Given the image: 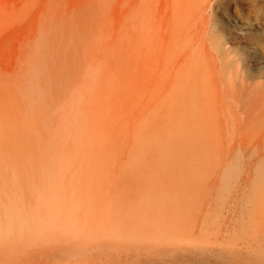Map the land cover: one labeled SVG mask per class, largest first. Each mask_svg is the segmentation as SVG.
Wrapping results in <instances>:
<instances>
[{"label": "rangeland", "instance_id": "374dc122", "mask_svg": "<svg viewBox=\"0 0 264 264\" xmlns=\"http://www.w3.org/2000/svg\"><path fill=\"white\" fill-rule=\"evenodd\" d=\"M162 1L0 0V145L3 146H0L3 150L0 154H5L8 162L14 154L17 161L31 158V165L44 172L46 179L43 189L42 182L35 180V184H29L25 180L32 188L31 197L43 201L41 207H33L30 193L23 194L17 206L4 186L9 184L15 193L18 187L8 177L1 176L3 168L13 173L15 170L9 167L5 155V159L0 158V203L9 212H18L17 215L23 218L25 234L31 232L26 235V241L28 236L30 241L0 252V264H262L258 212L250 205L248 169L251 159L257 162L259 155L250 156L248 152L246 121L242 117V105L247 97L244 87L240 88L238 99H230L220 85L202 96L204 102L199 112L209 116L190 126V145L196 155L191 164L190 150L182 160L179 153L182 146L177 148L182 141L180 131H185V126L182 128L180 124L162 120L144 123L135 115L136 25L139 20L145 21L149 17L156 24L164 23ZM228 11L246 28H234L236 22L229 23L232 20L227 18ZM201 24L204 25L207 48L216 54L221 73H225L235 57L243 65L244 82L264 80V67L246 63L242 42L236 40L248 36L264 41V0H218L208 9ZM202 46L196 39L194 48L198 58L205 53ZM226 56L230 57L227 65L223 62ZM97 91L101 102L107 100L110 106L104 130L103 121L99 123L101 120H97L94 114V106L98 104ZM81 107L90 113L87 115L91 122L93 114L97 118L92 123L80 118ZM96 122L101 124V129L94 136L88 128H100ZM92 125L96 127L92 128ZM102 130L105 135H97ZM22 134H26L25 137ZM64 134L67 142L75 147L83 140L91 143L94 138L91 145L97 143L95 147H104L103 152L98 147L101 154L94 151V155L86 152L89 156L76 154V148L72 146L75 151L66 155ZM87 134L91 135V142H88L89 137L82 139ZM12 142L18 145L27 143L29 154L32 151L35 155H27L24 149L21 153L18 146L11 145ZM36 145L46 148L43 151ZM169 149H174L173 154L168 155L172 160L170 171L167 165L165 168L159 164L161 160L163 163L164 151ZM24 154L27 158L23 157ZM62 158L68 159L67 165ZM178 159L182 160L181 165L176 164ZM141 163L147 165L151 173L158 164L161 165L159 172L163 171L162 168L164 171L162 174L153 171L151 175ZM178 166H182L181 170ZM258 169L256 164V184L260 175ZM154 172H157L155 176L166 174L162 178H167L168 183L161 177L159 183V176L153 178ZM61 182L62 186L59 185ZM164 182L169 184L168 188ZM156 184L163 186L160 189ZM68 200L76 209L80 208V212L73 207L78 211L75 213ZM62 208L67 209V213ZM70 210L76 214L73 213L76 220L73 217L66 219L72 213ZM80 213L82 220L78 216ZM1 215L2 212V220ZM54 216L56 221L49 224L48 219ZM42 217L45 220L40 219ZM58 220L70 226H60ZM74 220L83 225L75 228L79 225L76 226ZM47 225L56 236L52 235L53 231L50 233V229L47 231ZM55 229L59 230V235ZM34 239H40L39 246L35 245ZM67 241L75 242L74 250L67 248L63 254V249H57L56 253L59 251L57 254L61 253L63 258L68 251L66 257L70 253L72 257L62 259L56 254L54 257L52 247ZM102 241L105 247L111 242L108 249L104 245L101 247ZM42 243L50 245L53 254L48 252L50 254L46 255V248V256L39 253L40 246L44 251ZM115 244L118 248L114 247ZM32 245L37 249L32 250Z\"/></svg>", "mask_w": 264, "mask_h": 264}, {"label": "bare ground", "instance_id": "6f19581e", "mask_svg": "<svg viewBox=\"0 0 264 264\" xmlns=\"http://www.w3.org/2000/svg\"><path fill=\"white\" fill-rule=\"evenodd\" d=\"M217 1L218 0H164V1H162V6L164 8L163 9L164 12L162 15L164 18V23L156 24L154 22V19L150 18V17H149V19L147 18V20H145V21L140 22V20H139V22H137V25H136V27H137V44H136V46L138 47V52H136L137 79H136V83H135V89H136L135 115H136L138 121L144 122V123L150 122L153 120H162V121H172L173 123H177L178 126L182 125V128L185 126L186 130L185 131L181 130L182 132L180 131V135L182 136V141L180 140V142H181L180 146H179V144H177L178 145L177 148L179 149L182 146L181 150L179 152L181 157H182V160H183L184 154L188 150H190L189 153H191L192 155H191L189 162L191 164L192 160L196 157V155H195V149L190 145V140H191L190 139V137H191L190 126H191V124L192 125L197 124L198 123L197 121H200V120L202 121L204 117L209 116V115H203L206 113L202 114L201 112H199L200 106L204 102L203 101L204 98L202 96L211 90L213 91V89L217 88L220 85L221 87H223L224 92L227 94V96L230 99H238L240 97V91L242 90L240 88L244 87V91L247 93V97L245 100L246 101L245 105H242V106H244V111H243L244 114L242 115V117L246 121L245 133H246V138L248 140L247 141L248 152H249L250 156H252L253 154L259 155V159L257 160V162L253 161V158L251 157L252 159L248 164L249 180H250L249 189L251 192L250 205L254 210H256L258 212V226H259V230H260L259 232L261 234V252L263 255V257L262 256L261 257L264 259V80H254V81H250V82H244V76H243V71H242L243 65L239 59H234L235 57L230 61L231 63L229 64V66L226 67L228 69H226L225 73L224 72H223L224 74L221 73L222 70L220 68V62H219L217 56H215L216 54L214 55V53L210 52L209 49L207 48V42H206L207 37H205V32H204V27H203L204 25L202 26V24H201V19H204V17L207 15L208 9L212 8L214 6V4L217 3ZM209 15H210V13H209ZM227 18L232 20L231 22H229L231 25H232V22H236V24L233 25L234 28H238V29L246 28V27H243L240 23H238L237 20L232 15V13H230L229 11L227 13ZM208 19H209V17H208ZM205 31H206V29H205ZM196 39L200 40V44H203L201 49H204V51H205V53H203V56L199 57L200 61L198 60L199 58H198V55L195 53L196 50L194 48V42L196 41ZM236 40L239 42H242V50H244L246 53V55H245L246 57H244V59L243 58L242 59L246 63L254 64L257 67H264V41L261 38H259V37H248L247 36L244 39L243 36H241V38H238ZM231 54L233 55V53H231ZM229 58L230 57L226 56L225 60H223V62L225 61L224 62L225 65H227L226 63H227V61H229ZM224 63H222V65H221L222 68L225 67L223 65ZM239 84H240V86H239ZM111 85H108V86H111ZM99 94H100V92L97 91L96 92V99H97L98 104L96 103L97 105L94 106V108H95L94 114L96 113L95 116L98 117L97 120H99V119L101 120V121L99 120L100 122L98 121L99 123H101L103 121L102 122L103 124L101 123L102 129H103V128H107V127H103V126L107 124V123L104 124V121H106V119L108 118V116L110 114V106H109V101L107 102V100L106 101L104 100V103L101 102V100L99 99V96H101V95H99ZM85 101H87V100H85ZM236 102H238V101H236ZM84 103H86V102H84ZM86 104H88V103H86ZM91 104L92 103H90V106H91ZM83 108L81 107L80 112H79L80 118L85 119V120H89L88 115H90V113H87V111L85 109L82 110ZM85 108H87V107H85ZM88 109L89 108H87V110ZM91 114H93L92 111H91ZM94 114H93V117H94ZM93 117L91 119L92 122H93V120H95L97 118V117H94V119H93ZM89 121H88V124H89ZM91 123H90V125H91ZM99 123H97V127L100 125V128H98V129L95 128L96 124L94 125V127L92 125V128H95L98 131H95V129L88 128L89 132L92 134H94L95 132H99V129H101V124H99ZM11 124H14L13 121ZM90 125H88V126H90ZM84 127H85V125H84ZM84 127L82 126L83 129H84ZM16 129L18 130V128H16ZM17 130H15V131H17ZM103 130H102V132H100L101 134L99 133L97 135L104 134ZM106 130L107 129H105V131ZM57 131H60V130H57ZM168 131H169V133L171 132L170 129ZM176 131H177V129H176ZM11 132H13V131H11ZM178 132H179V129H178ZM30 133H32V132H30ZM83 133H84V130H83ZM1 134L2 133H0V135ZM18 134H20V133H18ZM32 134L34 135V133H32ZM22 135H24V134H22ZM25 135H24V137H25ZM87 135L88 136H85V137L82 136V139L83 138L88 139V137L91 136L89 134H87ZM177 135H178V133H177ZM94 136H95V134H94ZM3 137H6V136H3ZM16 137H18V136H16ZM62 137H63V135H62ZM64 137L66 139L65 134H64ZM6 138H8V137H6ZM26 138L28 139L27 136H26ZM29 138H32V137H29ZM59 138H61V137H59ZM59 138H57L56 140H58ZM9 139H10V137H9ZM62 139L64 140V138H62ZM177 139H178V137H177ZM18 140H20V139H17V141ZM30 140L32 141L33 139H30ZM88 140H89L88 142H91L90 137ZM91 140H93L92 142H95L94 138L93 139L91 138ZM178 140H176V142H178ZM1 141H2V139H1ZM5 141H2V142L4 143ZM70 141H72V140H70ZM73 141H72V143H73ZM83 141H81L78 144L79 146L75 147L74 146L75 144L71 145V143L67 142V139L64 140L63 146H64V149L66 151V155L70 154L72 151H75V150H76V154H78V153L87 154L86 152L91 153L92 151H94L96 153L99 152L98 154H101L100 152L101 151L103 152L104 147H102V146L99 147L100 145L96 146L97 148L99 147L101 149V151L99 150V148L97 149L95 147L94 144H97V143H94L91 145L92 142L87 143V140H83ZM54 142H56V141H54ZM21 143L22 142H20L19 145H18V143H16L17 144L16 145V144H13V142H12L11 145H14L16 147L18 146L17 148H19L21 153H23L22 150L24 149L23 151L26 152L27 155H29V156L35 155V154H33L32 151H31V153L33 155L31 153H30L31 155L29 154L30 146L26 145L27 143L25 145L21 144ZM74 143H75V141H74ZM76 143H78V142H76ZM29 144H30V141H29ZM4 145L7 146L8 144L4 143ZM0 146H2V145H0ZM6 146L4 147V148H6V151H4L5 153L7 152V147L9 145L7 147ZM72 146H74L76 149L73 150ZM25 147H27V148H25ZM41 147L42 146H40L38 148H41ZM9 148H11V147H9ZM43 148H46V147H42L41 150H43ZM56 148H57V145H56ZM131 148L133 149L134 147H131ZM171 148H173V147H171ZM255 148L257 149V152H255ZM32 149H33V147H32ZM51 149H54L53 146L51 147ZM64 149H63V151H64ZM0 151H3L2 148H0ZM11 151H13V150H11ZM166 151H168V152H166ZM166 151H164L165 154L162 157L163 163H162L161 159H160L161 162H159V164L161 163L162 167L164 165L165 166L167 165L168 167L171 166L170 162L172 164V160H169L168 155H172L174 149H169ZM11 153H13V152H11ZM18 153H20V152H17V154ZM43 153H45V152H43ZM26 154H24L23 157H25ZM46 154H48V153L46 152ZM3 155H5V154H3ZM3 155L1 156V154H0V158L1 157H2V159L4 157L6 158V155L4 157H3ZM87 155L89 156V154H87ZM92 155H94L93 152H92ZM14 156H15V154H14ZM14 156L13 157L11 156V158H9L10 156L9 157L7 156L10 159L9 162L6 158L7 163H9L8 165H10L9 167H11L12 170H15L14 173L12 170H11L12 172H9L10 169L6 170L5 168H3V170L1 171V176L6 177V179L8 177L13 182V185L18 187L19 191L17 190V192L15 193V192L10 190V188L8 187L9 184H8V186H6V184H5L4 187H5V190L7 191L6 193L8 195H10L11 199L13 200V202H15L17 204V206L21 202V197H23L25 194L27 195L28 193H30L29 199H30V202L33 205V207L40 206V204H42L43 201L40 198H39L40 199L39 200L38 198H32L31 197L32 188L28 185V183L31 184V183L36 182L35 180H38L39 182H42L41 188L42 189L45 188V185H43V183L46 181L44 172H40L39 170H36L31 165L32 164L30 162L31 158H29L30 161H29V159H27L26 161H23V160L17 161V159H15ZM45 157H48V156L45 155ZM16 158H18V157H16ZM26 158H27V156H26ZM24 160H25V158H24ZM182 160L178 159L176 161V164L181 165ZM138 161H140V157H138ZM46 162H47V160H46ZM3 163H1V164H3ZM64 163H65V165H67L68 159H65ZM159 164L155 167V169H157V170L153 169V171H157L160 174L161 172L164 171V168H162L163 171L159 172V169L161 166ZM256 164L259 167L258 170H260L258 184L255 183V179H254L255 178L254 177V168H255ZM70 166H71V164H70ZM146 166H144L141 163V167L144 170L149 169ZM167 166L165 168H167ZM178 167H179V169L182 168V166H178ZM52 169H53V167H52ZM168 170L169 171L171 170L170 167ZM149 171H150V169L148 170V172ZM153 171H152V173L150 171L151 175L153 174ZM148 172H146V174H148ZM157 172H154V177H153L154 179L157 178L156 176H159V174H157L155 176V174ZM51 173H50V176H51ZM257 174H258V172H257ZM53 175H55V174H53ZM165 175L159 176V178H158L159 180L157 179L158 182L161 179L164 181H167V178H166V180L164 179ZM163 176H164V178H162ZM160 177H161V179H160ZM47 179H49V178H47ZM60 179H62V178L60 177ZM59 180H57L56 182H58ZM157 180H154V181H157ZM162 180H161V182H162ZM2 181H4V180L2 179ZM49 181H51V180H49ZM52 181H55V180H52ZM155 183H157V182H155ZM167 183H168V181H167ZM157 184H156V186H157ZM164 184H166V183L164 182ZM59 185L62 186V182ZM161 186H163V185L160 184V186L158 185L157 188L161 189ZM10 187H12V185ZM166 187L168 188L169 184ZM164 188H165V185H164ZM81 189L83 191V188H81ZM60 193H61V191H60ZM62 194H63V198H64V193L62 192ZM62 194H60L61 197H62ZM86 195H87V193H86ZM85 197H88V196H85ZM63 198H61V199H63ZM66 198H67V196H66ZM61 199H60V202H61ZM71 200H68V201H70V204L73 203V202H71ZM65 202H67V201H65ZM62 204H64V202ZM70 204H69V206H70ZM69 206H68V208H69ZM62 207H63V205H62ZM70 207L73 209V207H75V206H72V204H71ZM81 208H83V207H81ZM43 209L44 208H42V210ZM64 209L62 208V210H64ZM74 209H76V207ZM78 209H80V208H77L76 210H78ZM59 210H61V208ZM65 210L64 211L67 213V209H65ZM76 210H74V212L78 213L79 210L78 211H76ZM0 212H2V215H1L2 220L0 219L1 220L0 227H1V225L3 226V227H1L2 229L0 231V252H1V251H5V249H8V247L11 248V247H15V246L24 244L26 241V235H28L30 231L27 232L28 234H25L23 221H22L23 218L20 214L17 215L18 212H16V211L15 212H9L8 209H6L1 203H0ZM49 212L50 211H45V213H47V214H50ZM58 212H59V214H62V212L61 213H60V211H58ZM65 212H63V214H65ZM69 212L71 213L72 211L70 210ZM74 212H72L71 215L68 213L69 214L68 217L69 216H71V217H69V218L67 217L66 219L70 220L73 217ZM75 213H74V215H76ZM81 214L82 213H80V215L77 214L80 217L79 218L80 220H82ZM65 215H63V216H65ZM83 215H84V213H83ZM58 216H60V215H58ZM43 217H44V215H43ZM43 217L40 219L45 220L44 218H46V217H44V218ZM54 218H55V216L52 218L53 220L48 219L49 224L51 223V221H52V223H54L53 221H56V220H54ZM43 220H42V222H45ZM61 220H64V218L63 219L61 218ZM61 220H60V222L58 220V223H60L59 224L60 226H61V224L65 223V222L61 223ZM75 220H74V222H75ZM80 222L78 223L76 221L75 223H77V224H75V225L76 226L79 225ZM83 222L84 221H82V223ZM41 223L39 226L40 228H41ZM46 223H48V222L46 221ZM43 224L44 223H42V225ZM55 224H57V223H55ZM55 224L52 226H55ZM48 225L46 227H48ZM59 225H57V226H59ZM66 225L68 226L69 224H66ZM66 225H64V226H66ZM80 225L75 227V228L80 227ZM52 226H51V228H52ZM65 228H67V227H65ZM35 229L36 228H34L33 230H35ZM49 229L50 228L48 227L47 231H49ZM58 229L60 230L62 228L60 227ZM58 229H55V230L59 232ZM33 230H32V232H33ZM64 230H66V229H64ZM83 230H84V228H83ZM52 231H53V233H52ZM52 231L50 229V233H52V235H53L54 230H52ZM72 231H73V229H72ZM76 231H79V230L77 229ZM34 232L38 233V234L40 233L37 231H34ZM58 232H56V233H58ZM35 233H32V234L34 235ZM30 234H31V232H30ZM46 234H47V232H46ZM59 234H60V232L58 233V235ZM33 235H30V236H32L34 238ZM49 235H51V234H49ZM54 235L56 236V234H54ZM35 236H37V234ZM47 236H48V234H47ZM37 237H35V238H37ZM38 238H40V236ZM41 238H43V237H41ZM27 240L30 241L29 236H28ZM34 240H36V239H34ZM28 241H26V242H28ZM39 241H40V239L38 241L36 240V242H35L36 244L35 243L34 244L39 246L40 245ZM78 241L79 240H77V242ZM105 242L106 241L104 240V243ZM111 242H112V240H111ZM111 242L107 245V247H105V245L103 244V241H102L101 247L104 245L103 247L108 249V246L111 245ZM31 243H33L32 240H31ZM40 243H41V241H40ZM74 243H75L74 241H73V243H72V241H67L65 244H62V243H60L61 245L56 244L54 247H52V250H51L50 245L47 246V244H46V246H47L46 247L45 243H42V244H44V246H42L44 251H42L41 246L40 247L36 246V247L41 249V251L39 253L46 252L44 249V248H46V250H47L46 255H48L50 253L53 254V252H51V251L55 250L54 251V257L56 254V255H58L56 257L59 258L61 253H60V255L57 254L59 251H57V253H56V250L57 249H59V250L63 249V251L62 250L61 251L64 254V251L67 248H68V250L69 249L74 250V248H72ZM91 243H92V241H91ZM95 244L97 245L98 243H95ZM27 245H29V244H27ZM32 246H34V245H32ZM90 246H92V244H90ZM90 246H88L87 248H89ZM98 246H100V244ZM82 247L83 246H81V249H82ZM114 247L118 248L117 244H115ZM32 248H33L32 250L37 249V248H35V246ZM105 248H103V249H105ZM111 248H112V246H111ZM75 250H79V249H75ZM109 250H111V249H109ZM7 251H10V250L8 249ZM48 252H50V253H48ZM66 252L68 253V251H66ZM74 252L77 253V251H74ZM11 253H14V252L12 251ZM67 253H65V255H63L64 259L67 255ZM14 254H13V256H14ZM38 255H40V254H38ZM44 255H45V253H44ZM70 255H71V253H70ZM72 255L74 256V254H72ZM18 256H19V254H18ZM69 256H67L66 258H68ZM78 256H80V254ZM40 257H41V255H40ZM70 257H72V256H70ZM11 258H12V255H11ZM60 258H62V257L60 256ZM262 258H260V259H261V262L263 264L264 261H262ZM59 261L60 260H58L57 262H59Z\"/></svg>", "mask_w": 264, "mask_h": 264}]
</instances>
